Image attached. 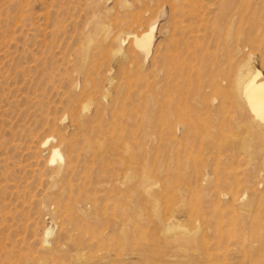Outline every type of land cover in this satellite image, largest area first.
<instances>
[{
	"label": "rangeland",
	"instance_id": "rangeland-1",
	"mask_svg": "<svg viewBox=\"0 0 264 264\" xmlns=\"http://www.w3.org/2000/svg\"><path fill=\"white\" fill-rule=\"evenodd\" d=\"M249 71L264 0H0V264H264Z\"/></svg>",
	"mask_w": 264,
	"mask_h": 264
},
{
	"label": "bare ground",
	"instance_id": "bare-ground-1",
	"mask_svg": "<svg viewBox=\"0 0 264 264\" xmlns=\"http://www.w3.org/2000/svg\"><path fill=\"white\" fill-rule=\"evenodd\" d=\"M134 43L148 54L151 44L150 34L143 35L142 38H134ZM252 72V71H251ZM242 76V74H241ZM244 76V75H243ZM248 77V75H246ZM245 76V77H246ZM240 78V77H239ZM241 98L249 111L260 120L264 118V79L259 77L258 73H250L249 77L241 79L236 86ZM60 158L56 151H53L52 161L55 158Z\"/></svg>",
	"mask_w": 264,
	"mask_h": 264
}]
</instances>
